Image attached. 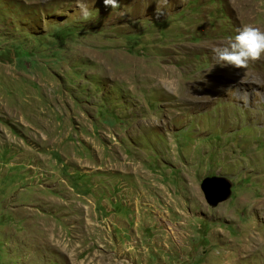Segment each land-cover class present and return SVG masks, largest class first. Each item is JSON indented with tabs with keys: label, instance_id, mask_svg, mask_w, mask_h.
Returning <instances> with one entry per match:
<instances>
[{
	"label": "rangeland",
	"instance_id": "1",
	"mask_svg": "<svg viewBox=\"0 0 264 264\" xmlns=\"http://www.w3.org/2000/svg\"><path fill=\"white\" fill-rule=\"evenodd\" d=\"M244 25L264 0H0V264H264V56H214Z\"/></svg>",
	"mask_w": 264,
	"mask_h": 264
},
{
	"label": "clouds",
	"instance_id": "2",
	"mask_svg": "<svg viewBox=\"0 0 264 264\" xmlns=\"http://www.w3.org/2000/svg\"><path fill=\"white\" fill-rule=\"evenodd\" d=\"M103 4L106 7L116 8L118 0H103ZM160 13L161 9L158 5L157 14ZM214 56L215 64L220 67H246L250 61L264 56V31L253 25H244L236 31L226 46L214 49Z\"/></svg>",
	"mask_w": 264,
	"mask_h": 264
},
{
	"label": "water",
	"instance_id": "3",
	"mask_svg": "<svg viewBox=\"0 0 264 264\" xmlns=\"http://www.w3.org/2000/svg\"><path fill=\"white\" fill-rule=\"evenodd\" d=\"M201 189L207 202L211 206L229 198L231 194V182L221 176H209L202 180Z\"/></svg>",
	"mask_w": 264,
	"mask_h": 264
},
{
	"label": "bare ground",
	"instance_id": "4",
	"mask_svg": "<svg viewBox=\"0 0 264 264\" xmlns=\"http://www.w3.org/2000/svg\"><path fill=\"white\" fill-rule=\"evenodd\" d=\"M246 1H251L252 2V0H246ZM237 2V1H236ZM242 3V2H241ZM246 4V3H245ZM254 4H256V5H258V3H254ZM247 5H249V4H247ZM240 6V5H239ZM237 8V7H236ZM255 8H256V6H255ZM246 9V8H245ZM242 11V10H241ZM247 15V14H246ZM245 16V15H244ZM249 16V15H248ZM251 16V15H250ZM249 18V17H248ZM249 20V19H248ZM251 20V19H250ZM247 23V22H246ZM256 28H258V29H260L261 31H264V29L263 28H261V27H259V26H255ZM127 165V164H126ZM80 209V208H79ZM47 229V228H46ZM48 229H49V231H51L52 229H51V227H48ZM47 229V230H48ZM52 234H50V240H51V243H50V241L47 243L48 245H52V241L54 240V238H52ZM249 238L246 240L245 239V241H248V242H250L252 239H254V238H251L250 236H248ZM255 237V236H254ZM37 238V237H36ZM61 242V241H60ZM62 244V243H61ZM65 245V244H64ZM49 247V246H48ZM51 247V246H50ZM249 247V245L248 246H245V248L247 249ZM261 247V246H260ZM257 248V246L255 247V249ZM249 250V249H248ZM250 251V250H249ZM253 252V251H252Z\"/></svg>",
	"mask_w": 264,
	"mask_h": 264
}]
</instances>
